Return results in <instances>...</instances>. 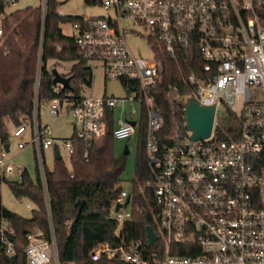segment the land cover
Here are the masks:
<instances>
[{
  "label": "built area",
  "instance_id": "2783aa9c",
  "mask_svg": "<svg viewBox=\"0 0 264 264\" xmlns=\"http://www.w3.org/2000/svg\"><path fill=\"white\" fill-rule=\"evenodd\" d=\"M1 1L0 21L17 0ZM40 1L44 14L47 0ZM86 2L106 13L78 15L76 21L65 23L72 30L69 36L77 54L88 59L91 71L90 61L99 62L104 79L119 80L125 95L103 93L75 100L55 96L48 101V112L57 115L66 104L73 133L85 141L101 138L108 121L114 139H129L138 133L140 117H146L149 178L138 190L151 188L152 216L158 229V233L153 230L156 238L151 243L145 234L146 244H155L153 248L141 239H121L115 246L95 245L91 258L126 264H264V0ZM57 12L64 16L60 9ZM124 21L137 29L124 27ZM129 33L145 38L150 58L132 52ZM159 51L172 59L188 56L195 69L161 88ZM54 87L56 91L62 88L60 84ZM160 95L173 109L169 116L174 121L166 135L160 133L165 122L157 100ZM188 99L214 107L211 131L205 138L192 139L185 127L183 105ZM126 104L131 106L128 111ZM38 116L35 105L31 122L13 126V136L18 149L33 148L47 204L43 152L53 150L56 137L50 124H41ZM62 139L70 155L71 138ZM6 152L0 144V175L17 170L20 177L22 168L5 159ZM116 203L120 204L117 210ZM140 210L132 205L129 190L122 188L110 215L121 229ZM14 237L10 221L0 215V244L7 256L15 254ZM26 240V264H60L52 229L46 238L35 228Z\"/></svg>",
  "mask_w": 264,
  "mask_h": 264
},
{
  "label": "trees",
  "instance_id": "16d2710c",
  "mask_svg": "<svg viewBox=\"0 0 264 264\" xmlns=\"http://www.w3.org/2000/svg\"><path fill=\"white\" fill-rule=\"evenodd\" d=\"M59 2L47 0L44 14L40 4L14 9L0 21V144L8 143L9 126L31 122L35 105L40 108L55 96L78 99L83 96V89L91 86L92 71L86 65L88 59L77 54L73 37L64 34L61 28L62 24L76 21L79 17L59 15ZM1 11L3 4L0 0ZM156 58L161 88L195 69L188 56L172 59L159 51ZM52 68L69 78V89L55 90ZM161 95L157 100L163 107L165 122L160 133L166 135L174 121L169 116L173 109L167 107ZM145 123L143 115L138 124L135 169L129 190L132 205L139 206L141 210L134 211L131 220L126 221L121 229L110 212L122 189L121 175L126 154L116 156L114 153L111 121H108L106 133L97 140L85 141L74 133L70 135L73 151L69 155V167L62 158H54L51 170L45 167L47 204L36 162L34 177L25 167L17 179L0 175V181L15 197L26 198L35 206L30 216L25 217L0 204V215L7 218L14 228L16 248L14 255L7 256L0 244V264H26L23 252L26 234L35 228L41 229L46 238L52 229L60 264H126L103 257L93 260L90 253L99 243L115 246L121 239H141L146 244L147 226L158 233L152 216V190L150 187H144L141 192L138 190L149 178L144 149ZM146 246L150 249L155 244Z\"/></svg>",
  "mask_w": 264,
  "mask_h": 264
},
{
  "label": "rangeland",
  "instance_id": "374dc122",
  "mask_svg": "<svg viewBox=\"0 0 264 264\" xmlns=\"http://www.w3.org/2000/svg\"><path fill=\"white\" fill-rule=\"evenodd\" d=\"M40 2V0H17L14 5L7 8V12L27 6H37L40 4ZM58 9H60L64 15L104 16L106 13V11H104L99 5L88 3L86 0H60ZM123 26L128 29H137V26L131 24L128 21H124ZM61 28L64 34H72V30L68 24H62ZM127 42L135 55L145 58L151 57V52L145 38L129 33L127 36ZM90 64L92 65L91 86L85 87L83 89V95L99 96L103 93L114 97H121L125 95L126 89L121 85L119 80L104 79L102 68L99 62L90 61ZM64 69H66V67ZM134 107H137L135 103ZM129 109H131V106L126 104L125 111H128ZM218 111L222 112V107H219ZM118 114L119 109L117 108L114 112V115L117 117ZM38 120L41 124H50L53 134L56 137V145L59 149L60 156L64 160L66 166L69 167V155L64 149L62 138L68 137L73 133V121L72 117L67 112L66 104L61 106L57 115H53L48 112V101H46L45 103L41 104L39 108ZM13 129V126H9L8 128L10 133L8 140L9 150L5 154V159H11V163L14 167H25L29 174L34 177L35 158L33 148L28 146L23 150L18 149L17 139L13 136ZM113 143V150L116 156H120L123 153L124 146L127 145L128 153L126 154L125 169L121 175V186L123 189L130 190V181L134 176L135 160L137 154V133L131 136L129 139H115ZM43 155L45 166L51 170L54 161L52 148L50 147L45 149ZM18 173L19 172L17 170H14L11 174H5L4 176L8 179H17L19 177ZM26 203H29L30 207H27ZM0 204L6 209L25 217L30 216L31 209L35 207L26 198L15 197L3 181H0ZM111 215H113L112 212Z\"/></svg>",
  "mask_w": 264,
  "mask_h": 264
},
{
  "label": "water",
  "instance_id": "95a60500",
  "mask_svg": "<svg viewBox=\"0 0 264 264\" xmlns=\"http://www.w3.org/2000/svg\"><path fill=\"white\" fill-rule=\"evenodd\" d=\"M51 72L53 74L52 84L54 86L60 84L62 88H70L68 77L61 75L56 68H52ZM183 107L185 127L191 131V138L202 139L207 137L211 131L214 107L199 105L194 99H188ZM3 147L8 151L9 144L4 143ZM53 151L55 158L61 157L56 145L53 146ZM123 153H128L127 145L124 146ZM128 199L129 195H127L124 203H127ZM119 206L120 204L116 203L114 209L117 210ZM145 234L148 243L153 242L156 238V234L150 226L146 227Z\"/></svg>",
  "mask_w": 264,
  "mask_h": 264
},
{
  "label": "crops",
  "instance_id": "0c3cea01",
  "mask_svg": "<svg viewBox=\"0 0 264 264\" xmlns=\"http://www.w3.org/2000/svg\"><path fill=\"white\" fill-rule=\"evenodd\" d=\"M9 150V149H8Z\"/></svg>",
  "mask_w": 264,
  "mask_h": 264
}]
</instances>
